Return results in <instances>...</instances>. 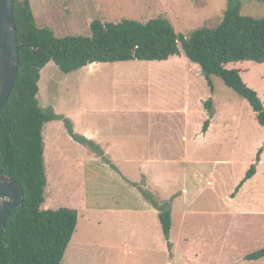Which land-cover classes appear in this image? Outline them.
<instances>
[{
    "label": "rangeland",
    "instance_id": "rangeland-1",
    "mask_svg": "<svg viewBox=\"0 0 264 264\" xmlns=\"http://www.w3.org/2000/svg\"><path fill=\"white\" fill-rule=\"evenodd\" d=\"M30 4L37 25L56 36L89 35L94 19L146 22L158 16L189 35L203 24L216 25L227 0ZM240 10L264 16V0H240ZM226 67L238 69L264 105V63ZM37 98L62 117L42 128V208L78 211L62 264H264V258H245L264 247V126L219 77L207 79L183 52L164 61L94 62L68 73L49 62ZM209 99L212 118L204 105ZM66 120L100 150L74 140ZM252 164L255 174L235 190ZM134 183L170 203L171 247L156 209Z\"/></svg>",
    "mask_w": 264,
    "mask_h": 264
},
{
    "label": "trees",
    "instance_id": "trees-1",
    "mask_svg": "<svg viewBox=\"0 0 264 264\" xmlns=\"http://www.w3.org/2000/svg\"><path fill=\"white\" fill-rule=\"evenodd\" d=\"M13 19L19 65L11 94L0 112V169L21 184L24 199L7 217L0 236V264H62L78 223L75 208H42L47 183L42 128L44 123L62 118L52 109H43L37 98L41 71L47 63L53 62L60 71L68 73L94 62L164 61L183 52L199 65L207 79L217 76L245 98L257 122L264 126V105L257 92L243 81L238 69L226 67L240 61L264 63V16L242 14L240 0H227L216 25L203 24L189 35L176 32L168 18L158 16L146 22L94 19L89 35L56 36L48 26L37 25L30 0H14ZM204 105L208 118H212V101L209 99ZM65 122L74 140L99 149L92 140L74 133L70 121ZM208 125L206 119L203 130ZM262 150L260 147L256 153V163ZM255 172L252 164L235 190ZM134 185L157 210L163 237L169 242L170 203L157 201L149 190L138 183ZM168 245L171 247L170 242ZM245 258H264V247Z\"/></svg>",
    "mask_w": 264,
    "mask_h": 264
},
{
    "label": "water",
    "instance_id": "water-1",
    "mask_svg": "<svg viewBox=\"0 0 264 264\" xmlns=\"http://www.w3.org/2000/svg\"><path fill=\"white\" fill-rule=\"evenodd\" d=\"M14 0H0V112L11 94L19 65V42L13 19ZM24 199L21 184L0 169V236L11 210Z\"/></svg>",
    "mask_w": 264,
    "mask_h": 264
},
{
    "label": "crops",
    "instance_id": "crops-1",
    "mask_svg": "<svg viewBox=\"0 0 264 264\" xmlns=\"http://www.w3.org/2000/svg\"><path fill=\"white\" fill-rule=\"evenodd\" d=\"M89 137L91 136L90 134L88 135ZM248 181V180H247ZM152 212H155L157 214V210L156 211H152ZM169 242H170V239H169ZM171 243V242H170Z\"/></svg>",
    "mask_w": 264,
    "mask_h": 264
}]
</instances>
